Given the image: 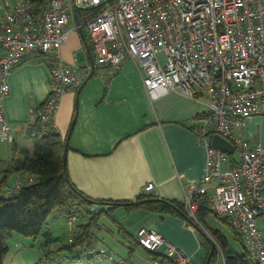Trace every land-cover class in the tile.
<instances>
[{
  "label": "built area",
  "instance_id": "obj_1",
  "mask_svg": "<svg viewBox=\"0 0 264 264\" xmlns=\"http://www.w3.org/2000/svg\"><path fill=\"white\" fill-rule=\"evenodd\" d=\"M93 8L99 12L85 27L94 63L81 69L63 58L62 47L70 38L73 10ZM81 26L79 22L76 28ZM39 53L47 56L51 88L42 107H32L30 113L45 128L54 122L65 92L79 88L96 67L106 68L108 82L128 58L143 72L153 98L174 90L204 100V111L193 119L206 147V168L188 188L191 227L202 225L196 212L200 196L208 195L211 210L243 235L252 261L264 264V146L239 133L248 117L264 115V0H48L43 7L34 0H16L0 18L1 140L14 139L4 111L10 76ZM216 133L232 142L238 158L212 145L209 138ZM1 168L0 163V173ZM33 180L30 174L19 175L14 187ZM143 191L154 193V182ZM77 220V215L69 216L70 230ZM136 237L160 253L153 264H194L182 247L154 228L142 225ZM91 253L115 261L106 248ZM116 264L132 263L121 257Z\"/></svg>",
  "mask_w": 264,
  "mask_h": 264
},
{
  "label": "crops",
  "instance_id": "obj_2",
  "mask_svg": "<svg viewBox=\"0 0 264 264\" xmlns=\"http://www.w3.org/2000/svg\"><path fill=\"white\" fill-rule=\"evenodd\" d=\"M15 3L0 0V18ZM78 24L77 11L73 10L69 23L72 31L62 56L83 69L92 63L93 55L81 28H76ZM106 76V68L96 67L79 88L65 92L60 100L54 122L68 143L70 180L93 198L126 201H135L145 184L154 182V193L160 198L185 203L190 184L199 181L206 168V147L193 123L205 109L204 100L174 90L153 98L132 58L126 59L108 82ZM9 81L11 90L4 99V111L13 140L32 150L30 108L41 107L49 96V65L30 56L13 70ZM239 133L264 146V115L248 117ZM138 210L144 219L137 226L156 229L182 247L194 264H206L211 249L188 220ZM133 256L142 264L146 260L153 264L154 256L148 250H136ZM215 264H225L224 256L220 254Z\"/></svg>",
  "mask_w": 264,
  "mask_h": 264
},
{
  "label": "trees",
  "instance_id": "obj_3",
  "mask_svg": "<svg viewBox=\"0 0 264 264\" xmlns=\"http://www.w3.org/2000/svg\"><path fill=\"white\" fill-rule=\"evenodd\" d=\"M48 0H34L37 6L43 7ZM99 12V9L77 10L78 20L83 25L86 39L91 48V40L87 34L86 20ZM36 59L47 61L44 53L34 54ZM42 107V106H41ZM29 134L34 139V147L30 150L18 141H12L11 157L8 163L1 168L0 173V264L5 263L9 252L8 239L15 233L39 238L43 235V256L31 264H109L106 260H99L92 250L97 249L99 236L97 230L103 228V215L111 218L119 226L120 240L129 248L126 258L132 262L133 253L143 247L136 237V231L115 215L118 207L124 206L130 213L137 209L146 212L173 214L184 217L193 223L187 206L183 202L169 201L160 198L157 194L143 192L135 201L96 199L78 189L70 180L64 160L66 140L62 137L53 121L48 122L47 128L37 118L29 128ZM2 140L0 139V153ZM0 157V162H1ZM30 174L32 182L16 189L14 182L19 175ZM15 177L14 182L11 179ZM60 212L69 217L75 214L78 217L75 229L56 234L48 227L52 214ZM214 213L209 206V196L199 198V208L196 212L199 222L210 230L207 217ZM219 216V215H218ZM228 222L225 217L220 216ZM234 238L238 244L230 241L227 235L220 230L212 229L216 245L211 262L216 261L222 253L225 264H257L252 261L244 245L243 235L231 226ZM211 249L212 243L205 240ZM239 247H242L240 252ZM154 258L160 253L148 250ZM111 264H115L112 262Z\"/></svg>",
  "mask_w": 264,
  "mask_h": 264
},
{
  "label": "rangeland",
  "instance_id": "obj_4",
  "mask_svg": "<svg viewBox=\"0 0 264 264\" xmlns=\"http://www.w3.org/2000/svg\"><path fill=\"white\" fill-rule=\"evenodd\" d=\"M162 61L165 63L166 59L164 55H161ZM2 147L1 153V164L5 166L10 157H11V148L12 142L9 140H5ZM231 157L238 158L237 153H232ZM15 177L11 179L14 182ZM142 211L136 210L132 213L128 212L124 206H120L116 209L115 215L118 219L122 220L129 229H134L139 223H141L144 219L142 215ZM78 220L75 222L77 225ZM101 223L103 224V228L98 229L96 232L99 236V241H97L98 248H106L109 254L115 255V261H106L111 264L116 262L121 258H127L129 256V248L120 240L119 236V226L115 223L111 218L106 215L102 216ZM191 223V222H190ZM207 223L209 225L210 230H220L225 235L228 236L230 241L234 244H238L236 239L234 238V231L231 228L229 222L224 221L220 216L216 213H211L207 217ZM48 227L51 228L56 234H60L64 231L70 229L69 225V217H65L61 215L60 212H56L52 214L49 218ZM199 234L203 239H207L211 242L208 235L205 234L204 230L200 228L197 229ZM209 230V231H210ZM210 233V232H209ZM213 237V236H212ZM214 238V237H213ZM215 240V239H214ZM44 242L43 235L39 238H35L33 236H26L21 233L15 232L9 239V252L5 257L6 264H31L37 260H39L43 256L44 247L42 243ZM218 245V244H217ZM142 252V249H138ZM240 252L242 251V247H239ZM132 261L135 264H142L140 259L133 256ZM145 264H151L150 260H146ZM211 264H215L213 261Z\"/></svg>",
  "mask_w": 264,
  "mask_h": 264
},
{
  "label": "water",
  "instance_id": "obj_5",
  "mask_svg": "<svg viewBox=\"0 0 264 264\" xmlns=\"http://www.w3.org/2000/svg\"><path fill=\"white\" fill-rule=\"evenodd\" d=\"M81 31L83 32V37L86 40V35L84 34V28L81 26ZM86 44L87 46H89L88 41L86 40ZM92 63H94V60L92 59ZM94 74V73H93ZM92 74V75H93ZM210 141L212 143V145L218 149H222L223 151L232 154L235 150L234 145L232 144V142L230 140H228L227 138H225L224 136H222L219 133L214 134L213 136H211ZM68 144V143H67ZM66 144L65 150H64V160H65V164H66V169H67V151H68V145ZM68 171V170H67ZM158 200H162V198H158ZM195 224L197 225L198 229L200 228L201 230H204L205 234L208 235L209 239L211 240L212 246H211V251L209 253L208 259L206 264H209L211 262L215 247L217 245L216 241L214 240V238L212 237V235L209 233V231L204 228L203 225L198 224L197 222H195Z\"/></svg>",
  "mask_w": 264,
  "mask_h": 264
}]
</instances>
